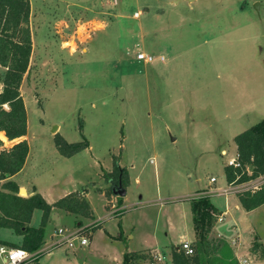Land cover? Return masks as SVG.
<instances>
[{
    "label": "rangeland",
    "instance_id": "rangeland-1",
    "mask_svg": "<svg viewBox=\"0 0 264 264\" xmlns=\"http://www.w3.org/2000/svg\"><path fill=\"white\" fill-rule=\"evenodd\" d=\"M29 2L35 50L20 86L32 153L26 173H69L41 177L42 185L83 181L95 215L107 222L94 233L97 248L61 245L41 262L37 255L23 264H119L127 250L168 245L173 208H165L166 201H187L210 176L222 183L234 136L264 118V0ZM141 52L155 59L138 61ZM3 74L0 66V81ZM55 133L68 142L83 135L88 149L56 162ZM113 157L141 181L128 191L133 203L120 223L126 235L120 240L112 236L119 217H108L91 187L99 173L112 170ZM263 181L235 185L240 192ZM116 204L109 205L122 211ZM237 220L240 247H251L254 233L264 238V205ZM230 221L227 215L216 230ZM60 222L53 218L50 225ZM3 231L1 238H9ZM180 232L193 238L191 224ZM210 237L219 235L211 230ZM139 253L147 258L132 263L171 264L169 250Z\"/></svg>",
    "mask_w": 264,
    "mask_h": 264
},
{
    "label": "trees",
    "instance_id": "trees-1",
    "mask_svg": "<svg viewBox=\"0 0 264 264\" xmlns=\"http://www.w3.org/2000/svg\"><path fill=\"white\" fill-rule=\"evenodd\" d=\"M29 0H0V66L4 69L0 81V131L8 140L21 138L27 134V112L20 86L24 75L29 69L32 52V34L29 26ZM7 105L8 108H5ZM236 145V161L239 166L227 164L223 167L226 182L229 185L242 184L264 176V118L234 136ZM54 145L62 156L70 157L88 148L89 143L82 135V141L68 142L59 133L54 134ZM29 152L26 139L19 140L9 149L0 150V228L14 230L23 236L20 245L8 243L10 247H19L28 252L39 250L44 244L45 227L52 207L92 218V211L85 198L79 192H71L56 202L48 203L40 194L29 197L19 195V187L13 180H6L19 172ZM102 177L111 183L121 181L127 185V170L119 164L118 157H113L110 172L102 173ZM113 194L109 187L106 195ZM241 206L253 210L264 204V181L257 188H249L237 193ZM190 209L195 234L193 254L187 255L180 246H172L170 250L171 264H237L234 251L223 237L211 238L210 233L220 212L212 204L210 195L197 190L191 196ZM122 202L118 197L117 205ZM42 211L40 224L30 226L32 212ZM120 217L122 211L115 213ZM119 231L114 237L122 239L120 221ZM80 233H92L101 228V223L83 224L78 226ZM92 233L89 234L90 238ZM1 242V241H0ZM4 243V242H3ZM251 251L264 259V245L255 236L250 247ZM135 258H147L139 252H125L121 264H134Z\"/></svg>",
    "mask_w": 264,
    "mask_h": 264
},
{
    "label": "crops",
    "instance_id": "crops-1",
    "mask_svg": "<svg viewBox=\"0 0 264 264\" xmlns=\"http://www.w3.org/2000/svg\"><path fill=\"white\" fill-rule=\"evenodd\" d=\"M29 26H30L31 34H32V52L34 53V50H35V35H34L35 29L33 30L31 15L29 17ZM0 89H1V84H0ZM4 107L8 108L7 105H4ZM22 139H26V135L21 137V138L8 140L7 137L5 136L4 132L0 131V150L9 149L14 143H16ZM54 152H56V153H54V158H55L56 162H58V161L61 162L62 158L69 159V158L74 157L76 155V154H74L73 156H70L69 158L62 156L61 154H59L56 147H55ZM31 154H32L31 148L29 146V152H28V155L25 159V162H24L22 169L19 172L15 173L14 175H12L6 179V180H13L18 185L19 189H24V191H23V195H25L24 197H29L33 194L38 193L48 203L52 204V203L56 202L57 200H59L60 198L66 196L67 194L77 191V192H79L80 197H83L86 199V201L88 202L90 209L92 211V218H86V217H83L81 215L68 212V211L61 209V208H58V207H52L50 214H49V218H48L46 227H45L44 244L42 245V247L39 250H42V248L46 246V242H47L46 237H47V235H49V232H51V234H50V239H51V236L53 235L52 234L53 231L55 232L56 229L59 227L72 228V227L78 226V224H80V223L90 224L93 221H98V223H101V228L105 229L106 227L104 226V224L107 222V220L101 221L95 215L93 207H92V203H91L90 198H89L90 197V191L86 186L87 184L84 185L83 181L78 183L77 185H74L73 183L70 184V182H67V183L62 184L61 187H58L57 186L58 183H54L52 181V183H50L49 185H42L39 182V179L41 177L43 178V177H46L49 175L56 177V175L59 174L60 178H65L69 175V173H41V172H39V173H36V176L31 175L29 173H26L27 165L32 164L30 162ZM233 157H236V145L234 147V156ZM110 171H111V169L106 170V172H110ZM100 175L102 176V173H99L98 182H92L91 187L94 191H97V195L101 197V199L103 201V205H104L106 212H107V215L109 217L110 210L107 211V206H110L109 204L112 205L114 202L117 203L118 202V196H115L114 194L106 195V191L109 187L111 188L112 183H111V180L105 181V179L103 177L100 178ZM127 176H128L127 177L128 178L127 179V185L125 186L126 194L121 197L122 202L118 205V206L122 207V209H123V214L119 217V221L121 220L120 223H122V219H123V217H125V213L128 210H130V208H129L130 204L133 203V202H129V200H128V196H129L128 191L133 187L134 188L136 187V189H139V184L141 182L138 174L127 173ZM222 177H223V182L216 184L217 179L214 178V176H210L207 179V182L204 183V185L198 187L196 189V191L197 190H203V191H205V193L210 195L212 204L220 212L219 217L220 218L222 217L221 220H218L215 223V225L213 226L212 234H213V231L215 233L217 232L219 236L223 237L224 239H226L228 241V243H230V245L232 246V249H233L234 246H236V245L239 246L238 243H240V241L238 239L239 220H237V219H240V218H241V220L245 219V216L247 214L256 211L258 208H260L264 204L260 205L259 207L255 208L253 210L246 211L241 206L240 201L238 199V196H237L238 191L236 189L237 185H229L226 182L224 171H223ZM210 178H214V181H211ZM196 191L191 192L190 194L187 195V197L189 195H191V196L195 195ZM179 198H181V197H179ZM181 200L182 199H178L176 202L166 201V203H171V204L167 205L165 208H170V207L173 208V211L169 215L168 225L166 224L167 225V234L170 235L168 245H162V244L160 245L159 243H156L154 245L145 246L143 248L136 249V250H127L126 252H130V251L139 252V251L146 250V249H150L153 251L154 250L159 251L161 249H164V250L170 251L172 246H179L182 241L193 242L195 240V234H194L193 224H192V214H191V209H190V202L187 200V201H185L187 203H185V202H182ZM111 207L112 206H110V208ZM183 208H184V213L183 212L180 213V211H182ZM227 215H230V217H231L230 222L231 223L229 222L227 224V226H225L221 230H219L221 232H218L216 230L217 225L221 221H224V219ZM41 216H42L41 210H39V209L33 210L29 225L33 226V227H37L40 224ZM53 218L61 220L62 222L58 223L57 226L51 227L50 224H51V221ZM66 221H69V222L67 223ZM183 224H184V228H185V226L188 227V224L189 225L191 224V227L193 230V238L191 240H186L185 235L182 232H180L181 229L183 228ZM3 230H7L9 232L8 233L9 238H7L6 236H3L4 238H1V233L4 232ZM95 231H101V229L98 228ZM95 231L92 233V236L90 238L88 245H85V246H88V248L92 249V250L97 248L96 241L94 240ZM118 231H117V233H118ZM223 231L226 232V234H224ZM117 233H116V235H117ZM254 234H256L255 236H257L258 240L264 245V238L257 233H254ZM116 235L113 234L112 236L115 237ZM125 236L126 235H124V231H122V238H124ZM130 236H131V233L128 235V237H130ZM171 236L178 238V241L171 240ZM10 237H12V238H10ZM251 238L252 237H250V239ZM22 239H23V236L20 234H17L14 230L8 229V228H0V241H1L2 245L8 246V247H10L8 243L20 245L22 242ZM56 248H58V247H56ZM56 248H51V249L43 250L40 252H39V250H37L39 252L37 255L41 256L39 258V262H41L45 258V256L52 254L53 250ZM234 249H233V251H234L235 257L237 259V264H251V263L254 264V261L255 262L264 261V259L257 257L258 254L255 255L251 251L250 245L248 247L247 246H242V247L239 246V247H237L236 250H234ZM30 260H32V259L26 260V261L22 262L21 264L28 262ZM60 260L62 262H65V263L67 262V259H65V260L60 259ZM244 260L246 261L245 263L243 262ZM121 263H119V264H121Z\"/></svg>",
    "mask_w": 264,
    "mask_h": 264
},
{
    "label": "built area",
    "instance_id": "built-area-1",
    "mask_svg": "<svg viewBox=\"0 0 264 264\" xmlns=\"http://www.w3.org/2000/svg\"><path fill=\"white\" fill-rule=\"evenodd\" d=\"M136 59L144 63H151L155 59V56H153L152 54L146 53V52H141L136 55ZM159 60L163 61L164 57L159 56ZM228 164L239 166V163L236 161V157H232L228 161ZM210 180L214 181V178H210ZM112 208L109 212V216L115 214L117 210L119 211V208H117L114 205L112 206ZM219 220H221V218ZM91 223L97 224L98 221H93ZM79 231H80V228L76 226L72 228H65V227L57 228L53 236L49 240V244L43 247L42 250H39V252L43 250L51 249V248H56L61 245H67L69 247H74L76 245L78 246L88 245L90 241L89 234H91L92 232L88 231L87 233H80ZM179 246L185 251L187 255L193 254L194 249L192 247L191 242L182 241ZM39 252L37 251L34 255L33 254L31 255L28 251L22 248H19V247H6L4 245H0V254L2 255L4 264H21L22 262L26 260L35 258ZM161 259L162 257L160 256L157 257V260H161ZM243 262L245 263L246 261L244 260Z\"/></svg>",
    "mask_w": 264,
    "mask_h": 264
},
{
    "label": "water",
    "instance_id": "water-1",
    "mask_svg": "<svg viewBox=\"0 0 264 264\" xmlns=\"http://www.w3.org/2000/svg\"><path fill=\"white\" fill-rule=\"evenodd\" d=\"M188 1H193V0H188ZM56 129V127H53V131ZM112 192L115 196L122 197L126 194V189L125 187L122 186L121 181L118 183H112L111 185ZM24 189H19V195L20 193H23ZM79 225V224H78Z\"/></svg>",
    "mask_w": 264,
    "mask_h": 264
}]
</instances>
